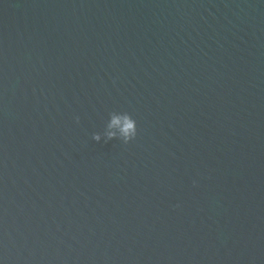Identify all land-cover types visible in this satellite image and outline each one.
<instances>
[{
    "label": "water",
    "instance_id": "95a60500",
    "mask_svg": "<svg viewBox=\"0 0 264 264\" xmlns=\"http://www.w3.org/2000/svg\"><path fill=\"white\" fill-rule=\"evenodd\" d=\"M0 262L264 264V0H0Z\"/></svg>",
    "mask_w": 264,
    "mask_h": 264
},
{
    "label": "clouds",
    "instance_id": "9594fccd",
    "mask_svg": "<svg viewBox=\"0 0 264 264\" xmlns=\"http://www.w3.org/2000/svg\"><path fill=\"white\" fill-rule=\"evenodd\" d=\"M78 120L79 117H76ZM138 133L137 121L128 111L120 109H111L107 111L102 128L92 133V140L108 142L118 140L122 143H128L133 140ZM2 264V262H0Z\"/></svg>",
    "mask_w": 264,
    "mask_h": 264
}]
</instances>
